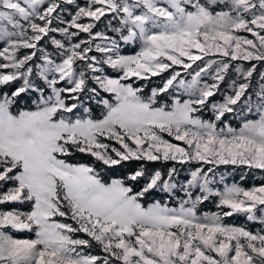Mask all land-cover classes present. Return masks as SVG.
Segmentation results:
<instances>
[{"label": "snow or ice", "instance_id": "6c2138e0", "mask_svg": "<svg viewBox=\"0 0 264 264\" xmlns=\"http://www.w3.org/2000/svg\"><path fill=\"white\" fill-rule=\"evenodd\" d=\"M106 16L111 36L93 31ZM0 60V205H30L0 209V264H264V229L223 222L239 214L264 225V183L216 173L264 171V71L233 63L264 62V0H0ZM162 73L150 94L128 83ZM226 80L222 102H210ZM177 92L187 98L161 104ZM78 154L115 171L198 166L186 182L176 167L143 163L107 182L94 163L70 162ZM154 193L178 207L145 206ZM206 201L218 211L199 215ZM94 245L100 254H86Z\"/></svg>", "mask_w": 264, "mask_h": 264}, {"label": "rangeland", "instance_id": "374dc122", "mask_svg": "<svg viewBox=\"0 0 264 264\" xmlns=\"http://www.w3.org/2000/svg\"><path fill=\"white\" fill-rule=\"evenodd\" d=\"M80 3H84L85 0H78ZM108 17L102 18V21L97 24V27L93 29L94 32L100 31V32H106L108 35H113L108 29L106 28ZM115 23V22H114ZM243 35L248 36V38L254 39L251 37L250 34L248 33H242ZM82 36H86V34H81ZM139 51V48H132L129 46H123L122 47V54H127V55H133L136 54V52ZM96 55H99L98 53ZM205 59H209L206 57ZM2 62V60H0ZM198 64L203 63V61H198ZM233 63H242L245 66H248L249 63L255 64L257 66V71H264V66H262V63L264 62H246V61H240V62H233ZM177 71H180L182 76L186 77L187 79H190V76H187V73L181 69L179 66H174ZM195 68V65L193 66ZM106 72L105 74L109 75L111 78H117L118 74L105 66ZM5 72H8L10 70H4ZM190 71V70H189ZM168 76V73H162L160 76H155L151 77V79L146 80V81H140L136 77L130 78L128 83H134V86H140L144 85V93L145 94H150V90L152 88H157L162 86V82L164 78ZM259 82V77L257 74H254L253 77V84L258 86ZM18 82H16L17 84ZM230 83V81L226 80L225 83L221 84V91L218 92L215 96L209 98L210 102H222L223 100V93L229 91L227 84ZM10 86V85H8ZM8 86H4L5 89L8 88ZM1 90V89H0ZM173 89H169V92H172ZM175 98H181V99H186V96H183L180 92H177L175 96H169L167 93L164 94L163 99L161 100V104H167L169 107L171 106V103L174 102ZM19 107L21 109L24 108H32L34 109V105H29L26 102H21L19 104ZM95 107V105H93ZM212 113L210 111H205L203 113V118L209 119L211 118ZM234 114H226L225 116V123L232 126V127H239L240 126V119L239 117L233 118ZM164 138L169 140V142L174 143L178 146L185 147L182 141H176L173 137L167 136V134H164ZM112 146L119 147V145H116L114 141L110 142ZM156 162H162L167 164V170L170 169L171 167H176L178 172H179V179L182 181H187L190 179V172L192 170H195V168L198 166L195 162L190 163V164H179L176 162H163V161H156ZM208 167V166H205ZM166 170V171H167ZM162 171V170H161ZM165 172V171H162ZM216 173H217V178H219L220 174H223L225 176V183L232 184V183H237L242 187L245 188H251L253 186H260L262 183H264V179H261L264 177V171L259 170V169H247V168H240V167H235L232 165H219L216 167ZM243 176V178H241ZM111 179H116V178H111ZM111 179L108 181L110 182ZM220 190H223V185H218ZM159 193H154L152 196H147L144 198V203L145 206H148V204H151L152 202L156 200H162V202L168 204L171 207H178V201H173L169 200L166 194L160 193L162 197L159 198L158 196ZM12 208H22L24 211H29L30 210V205H17V204H6V205H0V209H12ZM200 211L198 212L199 215H203L204 213H213L218 211L216 205L210 201H206L203 204L199 206ZM60 222H69L73 223L72 221H64V218L56 217ZM225 224H228L230 226H240V227H245L247 230L252 231L254 233L256 232H261L262 229H264V225L259 224V222H253V221H247L246 218L242 215H234L233 217H226L224 218L223 221ZM15 237L17 238H35L33 233H27V232H12ZM264 234V233H262ZM79 238H85L87 237L83 233L77 234ZM97 252V253H95ZM91 253L93 255L100 254V250L98 247L95 245L93 248L86 250V254Z\"/></svg>", "mask_w": 264, "mask_h": 264}, {"label": "trees", "instance_id": "16d2710c", "mask_svg": "<svg viewBox=\"0 0 264 264\" xmlns=\"http://www.w3.org/2000/svg\"><path fill=\"white\" fill-rule=\"evenodd\" d=\"M16 87V83L8 86V90H11L13 88ZM4 89H1L0 91H3ZM70 162L73 163H94V166L98 169V171H100V174L102 176V178H104L107 182L111 179V178H121L123 176L124 173H127L129 171L134 170L135 168H137L140 164H145L147 169L149 170H162V171H166L167 167L165 163L162 162H139V161H131V162H126L123 165H120V171H115L113 169H108L105 166H102L101 164H99V162H94L93 158L90 156H87L85 154H78L77 157L72 158L70 160ZM159 198L162 197V195L159 193L158 194ZM97 253V252H95Z\"/></svg>", "mask_w": 264, "mask_h": 264}]
</instances>
